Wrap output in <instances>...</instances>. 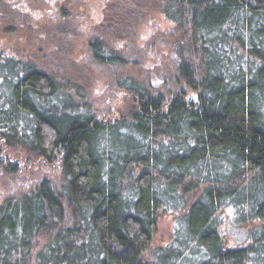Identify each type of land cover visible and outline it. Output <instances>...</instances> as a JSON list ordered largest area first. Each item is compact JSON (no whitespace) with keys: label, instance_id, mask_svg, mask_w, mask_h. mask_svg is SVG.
<instances>
[{"label":"trees","instance_id":"obj_1","mask_svg":"<svg viewBox=\"0 0 264 264\" xmlns=\"http://www.w3.org/2000/svg\"><path fill=\"white\" fill-rule=\"evenodd\" d=\"M115 1L128 18L149 6ZM151 1L172 26L170 75L159 91L117 77L129 103L116 118L0 49V154L20 147L50 170L26 189L0 157V264H264V0ZM89 50L126 65L99 36ZM229 206L250 226L242 246L219 228ZM162 211L171 242L153 249Z\"/></svg>","mask_w":264,"mask_h":264},{"label":"rangeland","instance_id":"obj_2","mask_svg":"<svg viewBox=\"0 0 264 264\" xmlns=\"http://www.w3.org/2000/svg\"><path fill=\"white\" fill-rule=\"evenodd\" d=\"M147 3V8L142 3L134 16L128 18L122 10L124 4L115 0H0V49L26 56L65 78L76 80L88 92L100 117L116 118V113L124 112L129 103L127 94L116 84L117 77L132 76L149 82L159 91L157 87L165 78L162 76L170 75L168 45L174 40L169 35L172 26L163 19L153 1ZM114 15L119 22L115 28L108 23V17ZM96 36L121 53L126 65L98 64L89 50V42ZM0 157L4 166L20 170L26 189L37 178L50 173L20 147L7 150ZM7 184H11L8 178L0 176V200ZM236 217L231 206L220 210V230L224 232L225 223H234ZM240 227L250 230L245 223ZM173 229V216L162 211L152 248L166 247Z\"/></svg>","mask_w":264,"mask_h":264},{"label":"water","instance_id":"obj_3","mask_svg":"<svg viewBox=\"0 0 264 264\" xmlns=\"http://www.w3.org/2000/svg\"><path fill=\"white\" fill-rule=\"evenodd\" d=\"M224 233L234 246H242L249 239V229L240 227L234 223L227 221L224 225Z\"/></svg>","mask_w":264,"mask_h":264}]
</instances>
